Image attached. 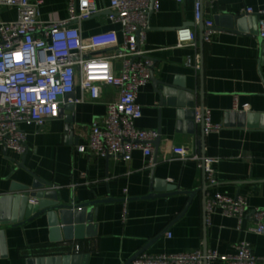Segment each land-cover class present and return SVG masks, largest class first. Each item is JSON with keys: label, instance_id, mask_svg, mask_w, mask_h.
Returning a JSON list of instances; mask_svg holds the SVG:
<instances>
[{"label": "crops", "instance_id": "1", "mask_svg": "<svg viewBox=\"0 0 264 264\" xmlns=\"http://www.w3.org/2000/svg\"><path fill=\"white\" fill-rule=\"evenodd\" d=\"M96 3L100 12L78 24L83 37L115 32L122 46L123 27L111 22L109 0ZM194 4V0H160L159 10L149 14L143 49L153 66L151 80L138 93L143 115L136 126L160 133L155 163L140 150L133 152L130 161L78 153L77 146L86 143L92 123L103 122L107 103L120 98L117 88L102 84L100 98L90 101L79 76L71 134L66 131L64 115L48 120L43 127L21 124L26 132L25 153L0 146V229H4L0 264H31V257L74 253L76 245L81 255H88L87 264H132L134 257L144 252L160 255L214 249L234 254L241 240L252 244L264 264V234L247 230L254 225L250 217L240 226L238 219L223 216L219 210L207 221L206 212L207 199L217 193L246 196L250 209H264V128L255 126L262 120L254 118L253 126L248 127L245 119L241 126L236 116L264 115V42L258 32L259 17L245 13L247 8L264 10V0H204L203 20L213 21L209 43L202 40L205 25L195 22ZM69 15V0H44L40 6L42 21L67 19ZM16 19L15 7L0 6V20ZM181 30L196 33V46L177 47ZM113 53V48H107L93 55ZM197 56L201 58L200 69L187 64L189 58L195 63ZM121 70L122 62L115 60L113 73L118 75ZM153 77L184 83L194 93L196 114L204 105L222 129L206 134L201 122H196V114L194 118L183 114L190 108L170 104V97L160 94ZM229 113L234 116L226 119ZM174 146L191 147L203 157L217 159L216 182L207 181L199 162L163 160ZM154 178L164 179L178 192L148 197L156 193ZM38 179L51 185L44 189L57 191L68 203L101 201L93 207L90 237L85 226L81 239L59 241L57 237H64V233L55 232L47 215L27 221L14 214L13 201L2 200L29 194V203H36L31 202L36 200L31 193L39 190L34 188ZM3 216L10 222L4 227Z\"/></svg>", "mask_w": 264, "mask_h": 264}, {"label": "built area", "instance_id": "2", "mask_svg": "<svg viewBox=\"0 0 264 264\" xmlns=\"http://www.w3.org/2000/svg\"><path fill=\"white\" fill-rule=\"evenodd\" d=\"M203 1L194 0L196 23L203 19ZM43 3L44 0H0V6L17 9L16 20H0V146L25 153L26 132L19 126L43 127L48 120L60 117L65 96L75 91L79 76L81 88L88 93L90 101L100 98L102 84L117 88L120 98L107 103L103 122L92 123L86 143L77 146L78 153L130 161L133 152L140 150L151 164L155 163L154 142L160 133L140 129L136 121L143 115L138 93L151 80L153 66L148 51L143 49L149 14L151 10H159L160 0H109L107 9L111 22L123 27L122 46L115 32L83 37L78 24L100 12L96 0H69V17L51 21L40 19ZM245 13L259 17L258 32L264 42V10L255 12L247 8ZM204 25L203 41L209 43L213 21H204ZM196 39L194 31L181 30L177 47L196 46ZM107 48H113L114 53L93 55ZM200 59L197 56L193 63L189 58L187 64L200 69ZM115 60L122 62L118 75L113 73ZM196 122L204 123L206 134L219 132L223 127L212 121L207 109L197 112ZM175 158L199 162L207 181L216 182L213 176L217 159L203 157L186 146H174L169 155L163 156V160ZM216 210L223 216L235 217L240 226L245 217H250L254 225L247 230L264 234V209H250L246 196L217 193L206 201L207 221ZM236 249L234 254H222L214 249L160 255L144 252L136 256L132 264H261L249 241H239ZM74 250L80 253V246L76 245Z\"/></svg>", "mask_w": 264, "mask_h": 264}, {"label": "water", "instance_id": "3", "mask_svg": "<svg viewBox=\"0 0 264 264\" xmlns=\"http://www.w3.org/2000/svg\"><path fill=\"white\" fill-rule=\"evenodd\" d=\"M152 10L150 11V13ZM234 18V16H233ZM236 18V17H235ZM204 20L202 19L200 25L203 26ZM203 40V34H202ZM153 81L158 82L159 84V92L164 96H169L168 102L170 104H177L182 107L190 108L189 111L183 113L186 117L192 116L195 117L196 109H195V97L194 93L191 89L187 88L184 83L177 82H167V81H157L154 77ZM75 94L74 92L69 93L65 96L64 105L60 108V116L65 115L66 119V131L71 134L74 129L75 124ZM204 105H202L201 113L204 111ZM182 115V113L180 114ZM234 113H229L226 115V119L229 117H233ZM239 119L238 124L241 126L245 125V119H248V127H252V120L255 118L256 120H262L261 125L255 124V126H260L264 128V115H246L245 113H240L236 115ZM247 117V118H246ZM201 129H204V123L201 122ZM160 141V136L154 142L157 147L158 142ZM204 155V153H203ZM36 184H34V188H38V191L31 193V196L36 197V203H29V194L21 197L19 195H11L3 197L2 200L5 201H13L15 203L16 210L14 214H20L23 218H26L27 221L36 219L42 215H47L50 224L55 228V232L59 234V232L64 233V237H57L59 241L65 240V242L78 240L83 237L82 231L86 226L87 236H91V223L93 221L92 213L96 211L93 207L98 205L101 201H94L88 204H77L74 205L72 203H68L63 201L61 196L57 191L44 189L47 186H51L48 182L38 179ZM153 188L156 193H152L148 197L156 196L157 194H175V186L167 184L164 179L158 180L154 178ZM16 190V187L13 188V191ZM169 192V193H166ZM94 209V210H93ZM8 217L3 216L1 220V226H6L10 222H8ZM86 224V225H85ZM4 229H0V236L4 235ZM63 238V239H62ZM136 257H134L135 259ZM83 259V262L80 263L79 260ZM133 259V260H134ZM88 255H81L80 253L68 252L66 254H58V255H49V256H39V257H31L29 259V263L31 264H87Z\"/></svg>", "mask_w": 264, "mask_h": 264}]
</instances>
